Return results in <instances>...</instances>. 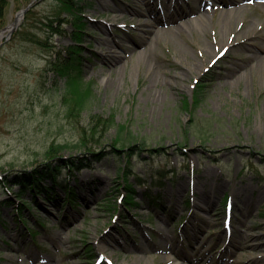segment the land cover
Returning a JSON list of instances; mask_svg holds the SVG:
<instances>
[{
	"label": "rangeland",
	"instance_id": "obj_1",
	"mask_svg": "<svg viewBox=\"0 0 264 264\" xmlns=\"http://www.w3.org/2000/svg\"><path fill=\"white\" fill-rule=\"evenodd\" d=\"M8 1L6 25L27 5L32 13L31 23L23 18L8 40L0 39V264H264V68L248 73L254 62L242 70L238 51L217 45L226 33L220 16L234 9L222 5L227 0H182L172 12L163 0H86L95 8L86 11L78 71L90 93L77 107L65 79L49 65L53 49L67 57L78 47L71 24L53 34L42 22L53 13L50 0ZM200 4L205 12L199 18L212 22L205 36L183 35L180 50L168 41L155 46L150 37L136 44L140 23ZM239 7L244 21H264V0ZM23 31L42 45L23 40ZM203 43L212 47L207 53ZM108 50L117 57L113 67L103 60ZM215 58L210 68L200 67L201 75L189 70L188 61ZM197 83L206 84V96L193 107ZM93 114L113 116L114 126L83 147L82 128ZM121 125L135 137L134 146L113 144ZM52 145L66 147L50 161ZM113 148L123 152L113 155ZM57 158L90 165L65 170L67 179L51 191L62 199L61 187L72 188L78 207L60 210L55 199L34 197L27 188L15 201L21 189L15 176L41 172ZM127 161L139 206L125 202L107 211L105 196L126 192L116 171ZM114 199L109 203L121 201ZM17 208L32 233L36 219L45 222L33 234L35 243L19 225ZM237 242L241 248L232 247Z\"/></svg>",
	"mask_w": 264,
	"mask_h": 264
},
{
	"label": "trees",
	"instance_id": "obj_2",
	"mask_svg": "<svg viewBox=\"0 0 264 264\" xmlns=\"http://www.w3.org/2000/svg\"><path fill=\"white\" fill-rule=\"evenodd\" d=\"M54 4V10L52 15H49L45 18H43V24L46 28L51 29L53 34H59L58 30H61L66 24H71L73 28V41L76 39H80V36L84 33L85 29V21H84V14L87 9L93 8V1H86V0H50ZM9 1L8 0H0V29H2L6 25V13L8 9ZM57 10V11H56ZM31 10H28L26 12V15L24 17V23L25 21H28L29 23L31 18ZM45 32V31H44ZM19 33V31H16L14 35ZM21 36L23 40H27L32 42L36 45H42L41 40L35 36V34H31L29 31H23L21 33ZM78 44V43H77ZM52 53V58L49 61V65L51 68H53V71L57 73L60 77L65 79L67 88L70 89V91L73 93L75 97L76 104H73L72 107L75 105L81 106L85 105L88 99V94L90 93V86L86 83H83V80L81 79V75L78 71V69L81 66V57L79 56V49L78 47L70 48V52L67 57H64L62 54H60L59 51H55ZM77 55V56H76ZM206 96V84L204 83H198L195 87L194 94L191 100V105L193 107H197L198 104H200ZM190 104H186L185 107L189 108L191 106ZM114 126V119L113 116L108 118H102L99 115H90L89 116V124L88 127L82 128L83 135H82V141L81 146L87 147V145L91 142H99L98 139L100 135H98L100 132H106L109 130L110 127ZM88 128V130H87ZM187 132V130H186ZM185 132V133H186ZM135 137L130 131H127L124 125L117 127V132L115 139L113 140V144L120 145L121 147L130 146L133 143H135ZM134 146V145H132ZM131 146V147H132ZM66 146L62 145H52L50 146L48 152H47V158L51 160H54L56 157V153L60 150H64ZM123 151H117L114 148L110 151L111 154H120ZM96 157V156H95ZM59 161L57 165L53 166L52 164H47L45 167V170H42L41 172L38 171V169H33L32 172H24L23 174H17L15 176V183L18 184L21 189L15 194V197L18 200H21V194L23 192L21 191L23 188L29 189L36 197L40 196L43 199H50L52 196L50 195V192L53 190L57 182H62L64 179V172L65 170H69V172H72L73 170H81L83 168L90 167L88 163L76 162L74 159H64L61 160L60 158H57ZM129 161H127V164L125 167H122L117 171V177L116 179L120 178L123 183L125 184V190L126 194L123 197V202H128L132 206H137V203L134 202V189L130 183H128V176L131 174ZM121 175V177H118V175ZM48 180H51L53 182L52 185H44V183ZM0 184L4 185V183L0 182ZM64 191L66 200L69 202H75V193L73 192L72 188L70 187H61ZM117 192V191H116ZM114 196V195H113ZM35 201V199H34ZM35 204V203H34ZM111 205V208H107V211L115 210L117 205L115 203L108 204ZM108 206V207H109ZM20 215H22L21 208L18 212ZM23 227L27 225V220L22 219L20 216ZM36 223L39 226H43V223L41 220L37 219ZM28 231L30 232L29 228ZM37 232V231H36Z\"/></svg>",
	"mask_w": 264,
	"mask_h": 264
},
{
	"label": "bare ground",
	"instance_id": "obj_3",
	"mask_svg": "<svg viewBox=\"0 0 264 264\" xmlns=\"http://www.w3.org/2000/svg\"><path fill=\"white\" fill-rule=\"evenodd\" d=\"M166 2L168 12H172L176 7H180L182 4V0H163ZM204 3L205 0H197V2ZM245 0H227L222 1V5L224 7L230 8L233 7L232 11H228L226 13H222L220 16L219 25L226 31L223 32V36L217 40V45L222 46L223 48L237 50L238 52H242V56L237 52V56L240 57V63L238 64L239 68L242 70H246V66H242L244 64H248L249 62H254V65H247V72L250 73L254 68H264V21L255 24L253 21L249 19H245V12L239 5ZM205 12V8L202 4L191 9L186 12H182L178 15H171L165 19H156V23L146 24L140 23L138 25L140 33L135 35L137 39V43L140 46H143L147 43V39L150 37L152 43L155 46H158L162 41H168L173 43L174 45H178L180 50V42L184 36H190L192 34H198L205 36L207 33V26H212V22L206 20L202 21L199 16L203 15ZM150 16L155 17L153 11H150ZM20 18V17H18ZM237 24H240L237 27ZM148 36V37H146ZM151 44V45H152ZM150 45V46H151ZM203 48L205 51L210 50L212 47L210 44L203 43ZM182 50V48H181ZM155 50L150 48V55L154 54ZM207 53V52H206ZM117 57L111 53L110 50L103 56L104 63L109 67L115 66V61ZM205 60V58H203ZM203 60L198 62L188 61L191 64H188L189 70L191 72H198L201 75L202 68H210L217 59H213L207 64L203 63ZM152 64L150 63V66ZM156 65V64H154ZM157 68V66H154ZM185 65L186 68L187 67ZM200 67H202L200 69ZM152 68V66H151ZM205 71V70H204ZM232 73V72H231ZM176 74H174V78H176ZM197 206V205H196ZM199 207V206H197ZM232 247L241 248V243L237 242L233 244Z\"/></svg>",
	"mask_w": 264,
	"mask_h": 264
},
{
	"label": "water",
	"instance_id": "obj_4",
	"mask_svg": "<svg viewBox=\"0 0 264 264\" xmlns=\"http://www.w3.org/2000/svg\"><path fill=\"white\" fill-rule=\"evenodd\" d=\"M24 12H25V10H22V11H20V12L17 14V16H16V18H15V20H14L12 26L9 27L7 37H9V36L11 35V33L16 29V27H17L18 24H19V23H18V16H19V17H22V15L24 14ZM7 29H8V28L3 29V30L0 32V34H1L2 32H4V31H6Z\"/></svg>",
	"mask_w": 264,
	"mask_h": 264
}]
</instances>
